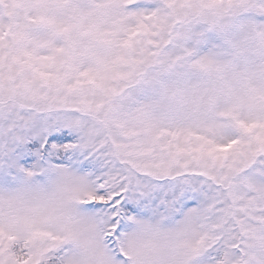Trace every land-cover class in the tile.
Wrapping results in <instances>:
<instances>
[{
    "label": "snow or ice",
    "instance_id": "1",
    "mask_svg": "<svg viewBox=\"0 0 264 264\" xmlns=\"http://www.w3.org/2000/svg\"><path fill=\"white\" fill-rule=\"evenodd\" d=\"M0 264H264V0H0Z\"/></svg>",
    "mask_w": 264,
    "mask_h": 264
}]
</instances>
